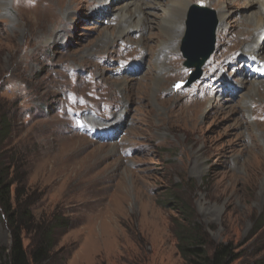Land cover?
<instances>
[{
	"label": "rangeland",
	"instance_id": "rangeland-1",
	"mask_svg": "<svg viewBox=\"0 0 264 264\" xmlns=\"http://www.w3.org/2000/svg\"><path fill=\"white\" fill-rule=\"evenodd\" d=\"M174 1L187 8L170 43ZM255 1L0 0V112L12 126L0 150L35 221L69 218L54 262L185 264L176 232L196 228L208 250L232 247L231 264H264V74L253 67L264 35L245 23ZM128 2L146 5L145 26L113 39ZM194 2L227 17L200 78L175 87L195 69L180 51ZM10 242L0 217V247Z\"/></svg>",
	"mask_w": 264,
	"mask_h": 264
},
{
	"label": "trees",
	"instance_id": "trees-1",
	"mask_svg": "<svg viewBox=\"0 0 264 264\" xmlns=\"http://www.w3.org/2000/svg\"><path fill=\"white\" fill-rule=\"evenodd\" d=\"M10 118L11 114L0 112V145L6 141L12 129ZM4 153L0 150V217L11 233V242L7 250L0 247V264H58L51 259L52 249L56 245V231L66 227L69 218L52 212L35 221L27 200H21L23 193L17 187L12 197L11 172H17V168L14 156L4 158ZM172 199L176 204L180 202L179 197ZM184 205L181 203L180 209H186ZM190 229L176 232L178 250L185 264H231L234 255L229 244H219L208 250L202 234L196 228ZM22 232L31 234V248L24 245Z\"/></svg>",
	"mask_w": 264,
	"mask_h": 264
},
{
	"label": "water",
	"instance_id": "water-1",
	"mask_svg": "<svg viewBox=\"0 0 264 264\" xmlns=\"http://www.w3.org/2000/svg\"><path fill=\"white\" fill-rule=\"evenodd\" d=\"M216 11L207 6L193 3L187 11L185 31L181 38L180 51L186 58L184 65L194 67L191 77L179 81L175 87H186L200 78L202 65L215 48Z\"/></svg>",
	"mask_w": 264,
	"mask_h": 264
},
{
	"label": "bare ground",
	"instance_id": "bare-ground-1",
	"mask_svg": "<svg viewBox=\"0 0 264 264\" xmlns=\"http://www.w3.org/2000/svg\"><path fill=\"white\" fill-rule=\"evenodd\" d=\"M144 1L147 2V0H144ZM127 4L128 5L132 4L133 7L129 8L123 14L122 13L120 14L119 25H118L119 30L117 31L116 34L112 36L113 39L127 36L129 32L137 30V28L142 25L145 26V22H142L136 26L135 21L143 18V15L145 14V11L143 8L146 5L144 3H137V2H128ZM201 5L204 6L203 4ZM186 8H187V5L184 1H174L173 4H171L168 7V11L166 13V17L164 20L166 22L165 35L169 39L170 43L171 42L175 43L174 40L181 35V32H182L181 22H182V18L184 16ZM255 8L258 11V13L257 12L253 13V15L248 19V20H251V23L247 22L245 19H244V22L246 21L245 22L246 24L253 27L252 28L253 36L259 32L264 35V0H256ZM226 17H227L226 13L220 12L218 14L217 19L221 21L222 19L224 20ZM139 29H141V27ZM262 43H264V41ZM180 45H181V41H180ZM258 47H259L258 45H255L253 47L251 44H248L245 48H247L248 50H251V49L256 50ZM255 87L256 86H253V89H255Z\"/></svg>",
	"mask_w": 264,
	"mask_h": 264
}]
</instances>
